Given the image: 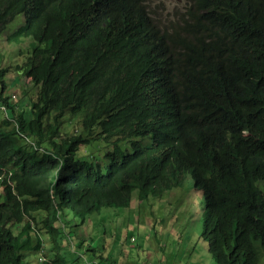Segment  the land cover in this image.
<instances>
[{
	"label": "trees",
	"instance_id": "16d2710c",
	"mask_svg": "<svg viewBox=\"0 0 264 264\" xmlns=\"http://www.w3.org/2000/svg\"><path fill=\"white\" fill-rule=\"evenodd\" d=\"M184 7L167 26L151 0H0V33L24 16L6 39L32 38L17 67L37 94L30 115L15 116L0 81V103L17 117L0 120V264H29L24 254L42 247V235L54 264H73L60 242L70 213L85 220L129 207L135 191L141 203L188 172L215 262L264 264V0ZM67 119L74 130L63 128ZM136 136L155 147H119ZM96 140L114 144L105 173L76 162Z\"/></svg>",
	"mask_w": 264,
	"mask_h": 264
},
{
	"label": "rangeland",
	"instance_id": "374dc122",
	"mask_svg": "<svg viewBox=\"0 0 264 264\" xmlns=\"http://www.w3.org/2000/svg\"><path fill=\"white\" fill-rule=\"evenodd\" d=\"M151 3L155 10L153 14L161 19V24L167 23V26H170L168 23L170 18H174V10L182 14L188 10L184 7L188 5V0H151ZM23 21V14L18 15L0 33V68L7 69L0 81L3 80L6 85L3 96H10L15 116L19 114L20 109L25 111L24 115H30L28 105L37 97L33 91L35 89L31 79L25 77L21 69L17 67L23 65L28 59L32 51L30 44L32 38L27 37L21 43L8 42L6 39L7 34L14 32ZM25 90H29L32 94ZM18 103L23 105H17ZM11 113L10 108L0 103V120L10 118L13 125H17V117H12ZM76 127L69 119L63 125L67 131L74 130ZM137 140L133 137L130 144ZM151 140L152 138L141 139V142L145 144ZM110 145L111 143L107 141L96 140L82 146L76 154V162L80 163L85 157L93 164L101 165V171L105 173L106 153L114 144ZM119 147L124 152L133 151L128 139L119 142ZM82 153L84 155L81 157ZM62 174L61 172L59 176L61 177ZM1 178L2 176L0 180ZM191 178L188 172L186 181L181 186L164 191L157 196L150 195L141 203L135 191L129 207H104L100 212L87 214L85 220L78 215L72 216L70 213L69 217L72 218L70 227L60 232L64 234L60 240L64 249L63 256L73 264H85V262L90 264H217L208 249V242H205L200 235L202 198L196 201L200 190L193 186ZM0 190L3 191V188L0 187ZM202 205L204 206L203 203ZM43 215L44 213L40 212V216ZM63 216L58 215V221H62ZM42 231L46 229L43 228ZM131 238L135 241L132 242ZM40 240L42 247L37 251L25 252L26 261L29 264H46L47 261V264H54L51 259L53 245L47 240V235H42ZM93 247H99L100 254L106 257H94L91 250ZM40 254H44L45 257L39 259ZM77 259L78 263L74 262Z\"/></svg>",
	"mask_w": 264,
	"mask_h": 264
},
{
	"label": "bare ground",
	"instance_id": "6f19581e",
	"mask_svg": "<svg viewBox=\"0 0 264 264\" xmlns=\"http://www.w3.org/2000/svg\"><path fill=\"white\" fill-rule=\"evenodd\" d=\"M61 11H62V10H61ZM166 12H169V11H166ZM174 13H175V14H181V13L176 12V10H174ZM25 40H26V39H25ZM99 130H100V129H99ZM131 139H132V138H131ZM131 139H130V140H131ZM136 139H138V143L141 141V137L136 136ZM130 140H129V145L132 147V150H133V149H134V143L131 142V144H130ZM147 140H148V138H147ZM141 143H142V142H141ZM145 144H148V141H147ZM148 145H149V146H153V145H154V140L152 139ZM153 147H155V145H154ZM111 149H112V148H111ZM205 154H206V151H203V152H202V157L205 156ZM208 157H210V156L208 155ZM57 174L60 175L61 172H60V173H57ZM68 174H69V173L65 171V172L61 175V177L64 178V179H63V186H64V189H63V187L60 188L61 190L63 189V192H64L65 189H66L65 186H68V184H69V182L67 181V175H68ZM39 261H40V260H39Z\"/></svg>",
	"mask_w": 264,
	"mask_h": 264
},
{
	"label": "clouds",
	"instance_id": "9594fccd",
	"mask_svg": "<svg viewBox=\"0 0 264 264\" xmlns=\"http://www.w3.org/2000/svg\"><path fill=\"white\" fill-rule=\"evenodd\" d=\"M168 28H170V27H168ZM171 29V28H170ZM70 248H71V246H69ZM72 249V248H71ZM45 257V255L44 254H40L39 255V259H41V258H44Z\"/></svg>",
	"mask_w": 264,
	"mask_h": 264
},
{
	"label": "built area",
	"instance_id": "2783aa9c",
	"mask_svg": "<svg viewBox=\"0 0 264 264\" xmlns=\"http://www.w3.org/2000/svg\"><path fill=\"white\" fill-rule=\"evenodd\" d=\"M41 259H43V258H41Z\"/></svg>",
	"mask_w": 264,
	"mask_h": 264
}]
</instances>
